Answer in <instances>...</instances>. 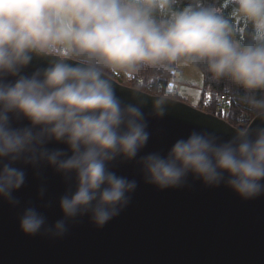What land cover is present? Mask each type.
<instances>
[{"label": "clouds", "instance_id": "1", "mask_svg": "<svg viewBox=\"0 0 264 264\" xmlns=\"http://www.w3.org/2000/svg\"><path fill=\"white\" fill-rule=\"evenodd\" d=\"M229 7L242 36L216 0H0V198L20 204L13 193L26 174L17 163L50 166L69 185L59 200L64 218L45 227V216L27 206L25 234L43 228L62 237L66 221L85 214L103 227L130 202L136 181L111 166L137 157L150 138L148 118L163 119L178 89L171 77L160 95L132 92L125 101L108 71L147 67L169 76L192 66L239 90L260 124L228 139L192 128L166 154L137 163L159 189L182 187L192 175L246 200L264 194V0ZM53 142L66 150L47 147Z\"/></svg>", "mask_w": 264, "mask_h": 264}, {"label": "water", "instance_id": "2", "mask_svg": "<svg viewBox=\"0 0 264 264\" xmlns=\"http://www.w3.org/2000/svg\"><path fill=\"white\" fill-rule=\"evenodd\" d=\"M108 77L125 101L132 92L158 96ZM171 99L175 107L163 119L148 118L150 138L137 157L117 160L111 166L118 176L135 180L137 187L128 205L103 227L85 214L67 220L62 237L45 234L43 228L35 235L25 234L20 216L27 206L45 216V227L64 218L59 200L69 185L50 166L17 163L26 179L13 193L20 201L18 206L0 198V264H264V194L246 200L224 183L206 186L192 175L182 187L159 189L145 182L137 163L148 153L166 154L192 128L228 139L261 120L256 116L248 125L235 127L219 116ZM149 108L150 103L146 113ZM47 147L66 150V145L55 142ZM41 188L45 189L42 197Z\"/></svg>", "mask_w": 264, "mask_h": 264}, {"label": "rangeland", "instance_id": "3", "mask_svg": "<svg viewBox=\"0 0 264 264\" xmlns=\"http://www.w3.org/2000/svg\"><path fill=\"white\" fill-rule=\"evenodd\" d=\"M118 72L121 75V78H117L114 74ZM108 75H110L113 79L118 81L119 83L132 87L135 89L142 90L146 93H149L151 95H160L158 91L159 89V78H157L154 75L147 74V73H141V72H134L131 74V78L129 76L124 75L122 72L119 71H108L106 72ZM170 80L167 81L169 83ZM156 83L154 89H151L150 91L147 90V88H144L146 85H151L153 83ZM166 83V84H167ZM176 87H177V95L180 97L187 96L190 97L191 99L183 98L186 100H183V102L189 103L193 107H198V104L201 106L203 110V100H202V95L204 94V97H207L208 95L207 92L211 91H206L203 93V76L201 71L198 68L192 67V66H179L176 74ZM181 101V100H179ZM202 101V102H201ZM205 111V110H203ZM206 110L205 112H207ZM224 116V115H223ZM224 119H226V116H224ZM253 118L249 117H242L240 120H252ZM228 122V120H226ZM241 123V122H238ZM232 125V124H231ZM234 126V125H233ZM236 127V126H235Z\"/></svg>", "mask_w": 264, "mask_h": 264}, {"label": "trees", "instance_id": "4", "mask_svg": "<svg viewBox=\"0 0 264 264\" xmlns=\"http://www.w3.org/2000/svg\"><path fill=\"white\" fill-rule=\"evenodd\" d=\"M218 2L219 6L221 7L223 13L225 16L229 17L232 22L234 23L235 27L239 30H241V36L243 35V24L241 21L234 16L231 15V8L229 7L230 0H216ZM179 66L175 69L172 70L171 74L169 76H161L157 73H155L151 68H140L137 70V72L141 73H147L156 76L159 78V83H162L164 86L166 85L167 81L171 79V77H175L176 79V74ZM203 76V93L206 91H211L215 93H226L231 96H234L235 100L233 102L232 108L230 109L228 115H226V119L228 122L236 127L239 126H246L249 124L250 120H240L242 117H249V118H255L257 115L253 112H251L248 109V106L245 105L241 100H240V91L239 90H229V87L225 81H215L209 78V76L204 72L202 68H198ZM156 83H153V89L155 87ZM145 91V90H144ZM204 97V94L202 95ZM202 97V100H203ZM173 99L176 100H181V97L179 95H175L172 97ZM202 102V101H201ZM200 110H202L201 106L199 105L196 107ZM208 113L219 116L220 118L224 119V116L216 111L215 108H211L207 111ZM241 122V123H238Z\"/></svg>", "mask_w": 264, "mask_h": 264}, {"label": "built area", "instance_id": "5", "mask_svg": "<svg viewBox=\"0 0 264 264\" xmlns=\"http://www.w3.org/2000/svg\"><path fill=\"white\" fill-rule=\"evenodd\" d=\"M118 79L121 78V75L116 72L114 74ZM130 78L132 77L131 75H128ZM168 84V83H167ZM167 84L164 86L162 83L159 84V89L157 92L159 94L161 93V89L166 88ZM144 88H147V90L153 89V84L150 86L146 85ZM208 95L203 99V110H209L211 108H215L216 111L224 116L228 115L230 109L232 108L233 102L235 100L234 96H231L226 93H215V92H207ZM177 95V94H176ZM209 97H211L209 99ZM250 123V122H249Z\"/></svg>", "mask_w": 264, "mask_h": 264}, {"label": "crops", "instance_id": "6", "mask_svg": "<svg viewBox=\"0 0 264 264\" xmlns=\"http://www.w3.org/2000/svg\"><path fill=\"white\" fill-rule=\"evenodd\" d=\"M182 98V97H181ZM183 98H187V99H191L190 97H188V95L187 96H184ZM182 98V99H183ZM183 100H186V99H183ZM189 104V103H188ZM200 104V103H199ZM199 104H198V106H199Z\"/></svg>", "mask_w": 264, "mask_h": 264}, {"label": "snow or ice", "instance_id": "7", "mask_svg": "<svg viewBox=\"0 0 264 264\" xmlns=\"http://www.w3.org/2000/svg\"><path fill=\"white\" fill-rule=\"evenodd\" d=\"M211 97H209V99H210Z\"/></svg>", "mask_w": 264, "mask_h": 264}]
</instances>
